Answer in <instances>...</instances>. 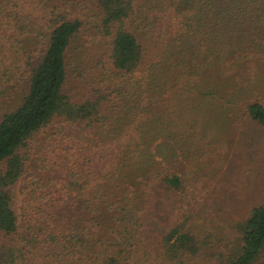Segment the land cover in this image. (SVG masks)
Segmentation results:
<instances>
[{"label": "trees", "instance_id": "1", "mask_svg": "<svg viewBox=\"0 0 264 264\" xmlns=\"http://www.w3.org/2000/svg\"><path fill=\"white\" fill-rule=\"evenodd\" d=\"M135 1L92 0L100 11L94 36L107 41V50L97 61L102 78L94 97L75 99L66 93L69 53L91 32L74 14L76 0H0V264L264 258V204L238 223L230 244L212 233L198 237L191 225L195 186L166 162L177 147L188 153L187 104H233L241 90L240 82L232 88L233 74L247 69L258 48L264 53L242 29L257 1L172 0L132 31L126 25L138 21ZM258 5L263 23L264 0ZM226 62H233L227 73ZM214 68L217 85L206 72ZM244 109L264 127V104ZM174 129L188 132L176 138ZM41 142L59 154L48 156ZM36 144L39 160L49 163L38 162L31 174ZM20 183L25 201L18 216L12 189Z\"/></svg>", "mask_w": 264, "mask_h": 264}, {"label": "rangeland", "instance_id": "2", "mask_svg": "<svg viewBox=\"0 0 264 264\" xmlns=\"http://www.w3.org/2000/svg\"><path fill=\"white\" fill-rule=\"evenodd\" d=\"M171 1L136 0L135 10L140 11L135 15L138 21L127 23V28L133 31V27L140 30L149 25L159 12H163L162 6H169ZM256 1L255 6L251 5L245 14L247 20L242 29L250 31V41L253 44L264 47V22H258L261 13L256 12L257 8H261L258 5L261 0ZM76 4L74 14L86 22V27L91 32H85L79 37L69 53L70 80L66 93L75 99H87L94 97L93 90L102 78L96 65L99 55L107 50V41L103 42L94 36L93 27L98 22L95 18L100 15L96 4L92 0H76ZM257 50V55L249 61L247 69L243 72L241 68H237L238 75L233 74L232 88L239 82L241 88L237 91V100L233 104L216 105L200 98L192 99L193 102L187 104L186 110L190 112H187V118L192 128L189 132L185 129L188 134L182 142L188 153L182 155L180 147H177L176 153L170 152L166 158V162L172 163L176 171L187 172L190 176L187 178L195 186L193 204L196 218L191 225L198 237L212 233L216 238H221L223 243L230 244L238 236V223L246 220L255 207L264 204V127L254 122L244 109L248 103L264 104V53L259 48ZM232 63H224L226 73L231 69ZM206 72L214 75L215 85L222 83L218 69ZM228 99L231 100L230 97ZM177 111L181 110L178 108ZM185 131L174 129L173 133L176 138H181ZM38 146L39 144L31 146V160L28 162V172L31 174L34 167L39 165L38 162H41L40 165L49 163L46 159L39 160ZM45 148L48 156L51 152L59 154V150L53 145ZM197 149L198 155L194 156ZM46 174L47 171L42 170L40 177L43 178ZM22 189V183L12 189L18 216H21L25 201ZM258 264H264V258Z\"/></svg>", "mask_w": 264, "mask_h": 264}]
</instances>
